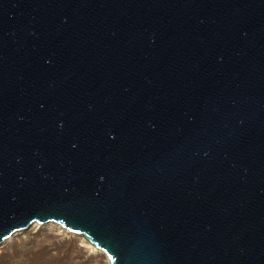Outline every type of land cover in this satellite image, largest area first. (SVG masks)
<instances>
[{
    "label": "water",
    "instance_id": "1",
    "mask_svg": "<svg viewBox=\"0 0 264 264\" xmlns=\"http://www.w3.org/2000/svg\"><path fill=\"white\" fill-rule=\"evenodd\" d=\"M49 222L264 264V0H0V243Z\"/></svg>",
    "mask_w": 264,
    "mask_h": 264
},
{
    "label": "rangeland",
    "instance_id": "2",
    "mask_svg": "<svg viewBox=\"0 0 264 264\" xmlns=\"http://www.w3.org/2000/svg\"><path fill=\"white\" fill-rule=\"evenodd\" d=\"M0 264H107V258L80 235L49 222L31 224L0 243Z\"/></svg>",
    "mask_w": 264,
    "mask_h": 264
},
{
    "label": "bare ground",
    "instance_id": "3",
    "mask_svg": "<svg viewBox=\"0 0 264 264\" xmlns=\"http://www.w3.org/2000/svg\"><path fill=\"white\" fill-rule=\"evenodd\" d=\"M94 248V247H93Z\"/></svg>",
    "mask_w": 264,
    "mask_h": 264
}]
</instances>
